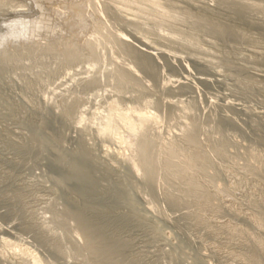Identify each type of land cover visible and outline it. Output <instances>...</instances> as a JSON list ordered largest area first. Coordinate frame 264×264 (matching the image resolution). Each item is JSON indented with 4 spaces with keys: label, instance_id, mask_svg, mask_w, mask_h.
<instances>
[{
    "label": "rangeland",
    "instance_id": "rangeland-1",
    "mask_svg": "<svg viewBox=\"0 0 264 264\" xmlns=\"http://www.w3.org/2000/svg\"><path fill=\"white\" fill-rule=\"evenodd\" d=\"M157 1L158 12L138 7L137 0H0V264H31L33 256L46 264H95L76 224L63 214L77 198L76 186H58L63 173L55 162L58 153L73 160L81 144L93 151L95 166V184L84 182V194L90 200L100 191L95 202L98 209L105 205L107 233L127 244L115 264H261L255 257L264 256L263 15L257 10L241 17L222 0ZM242 1L264 7V0ZM118 5L137 14V25L124 22L127 11L113 14ZM166 12L180 18L171 20ZM187 12L235 26L245 36L198 33ZM195 33L198 39L190 41ZM116 39L150 55L156 76L139 68ZM146 41L178 58L158 55ZM86 43L92 54H72ZM130 67L140 86L119 78ZM115 110L157 120L129 135L123 121L112 117ZM106 127L113 141L100 137ZM35 134L49 141L48 151ZM141 140L153 145L152 187L118 159L122 150L138 164ZM170 146L174 157L166 155ZM194 156L209 163L204 172L187 168ZM124 184L135 210L113 206L105 194ZM75 245L81 255L74 254Z\"/></svg>",
    "mask_w": 264,
    "mask_h": 264
},
{
    "label": "bare ground",
    "instance_id": "bare-ground-1",
    "mask_svg": "<svg viewBox=\"0 0 264 264\" xmlns=\"http://www.w3.org/2000/svg\"><path fill=\"white\" fill-rule=\"evenodd\" d=\"M138 7H143V8H147L149 7L150 10L154 9L155 12L159 11V8H161V3L160 1L158 2L157 0H137ZM218 1V0H217ZM225 1L227 4V8L231 9V11L233 10V13H237L238 15L245 16V15H249L252 12H255L256 14L259 12L262 13L263 15V22L259 25L258 24V28H261L263 31V35H264V7H256V6H252L250 3L249 5H246L243 3V1L241 2V0H222ZM117 2V1H116ZM245 2V1H244ZM119 3V2H118ZM218 3V2H217ZM249 4V3H248ZM114 5V4H113ZM217 5V4H216ZM224 5V4H223ZM119 6V5H118ZM129 6V5H128ZM133 5H131L132 7ZM259 6H261L259 4ZM263 6V5H262ZM114 7V8H113ZM164 7V6H163ZM220 8V7H218ZM127 9V8H126ZM162 9V8H161ZM164 9V8H163ZM222 9V8H221ZM113 14L117 17L118 14H122V12H126L128 15V17H124V22H127L128 24L131 25H137V21H136V16L131 10H124L122 9V7H116V6H112ZM173 10V9H172ZM216 10V9H215ZM218 10V9H217ZM226 10V9H225ZM256 10V11H255ZM258 10V12H257ZM18 11V10H17ZM131 11V12H128ZM140 12V10H138ZM176 11V10H174ZM16 12V11H15ZM20 12V11H19ZM22 13V12H21ZM138 13V12H136ZM171 12H166L163 13L166 15V17H169V19H179L180 17L178 16V14L172 13ZM196 13V12H195ZM194 13V14H195ZM161 14V12H160ZM191 12H187V17L186 20H190V22L193 23V29H195L198 33L201 31H207V32H212L214 33L217 37H219L220 39H226L228 37H232L236 40V38H242L245 36V34H243L244 32H242L240 29H235L232 26L227 25L226 23H221L219 24V22H217L215 19H212V17H209L208 15H204V14H197L194 15ZM206 14V13H205ZM211 14V13H210ZM218 14V13H217ZM221 14V13H220ZM236 14V15H237ZM253 14V13H252ZM140 15V14H139ZM145 15V14H144ZM212 15V14H211ZM223 15V14H222ZM235 15V16H236ZM237 15V16H238ZM261 15V14H259ZM135 16V18H134ZM231 16V15H230ZM233 16V15H232ZM183 17V16H182ZM240 17V16H238ZM249 17V16H248ZM262 17V16H261ZM139 18V16H138ZM144 18V17H143ZM236 18V17H235ZM251 18V17H250ZM142 19V18H141ZM182 19V18H181ZM180 19V20H181ZM249 19V18H248ZM144 20V19H143ZM148 20V19H147ZM261 20V19H260ZM163 21V20H160ZM182 21V20H181ZM253 21V20H252ZM149 22V21H148ZM147 22V23H148ZM257 22V21H256ZM153 24H155L156 22L153 21ZM159 23V21H158ZM164 23V22H162ZM248 23V22H247ZM251 23V22H250ZM226 24V25H224ZM173 25V24H172ZM186 25V24H185ZM252 25V24H251ZM158 26V25H157ZM160 26V25H159ZM237 26V25H236ZM256 26V24H255ZM240 28V27H239ZM254 28V27H253ZM243 29V28H242ZM136 30V29H135ZM261 31V30H260ZM259 31V32H260ZM177 32V30H176ZM192 32V31H191ZM249 32V31H248ZM257 32V31H256ZM198 33H195L191 36L190 41H196L198 39ZM251 33V32H250ZM208 34V33H207ZM248 35V34H247ZM255 35V34H254ZM175 36V35H174ZM180 36V35H179ZM251 36V35H250ZM178 37V35H177ZM254 37V36H253ZM257 37V36H256ZM247 37H245L246 39ZM233 39V40H234ZM248 39V38H247ZM246 39V40H247ZM258 39V38H256ZM261 39V38H260ZM145 40V39H143ZM178 40V39H177ZM238 40V39H237ZM232 41V40H231ZM255 41V40H254ZM260 41V40H259ZM263 41V40H262ZM89 42V41H88ZM93 42V41H91ZM117 44L119 45L120 49L124 52H126L128 54V56L134 60L135 64L139 67V68H143L144 70H146L150 75L152 76H156L157 71H158V67L157 64H155L153 61L150 60L149 56L142 53H139V51H137V49H129L127 46V43L125 41H118L116 39ZM147 44H149L150 46L153 47V50L158 53V55L162 56V57H167L168 59H176L178 58L176 55H173V53L171 54V52H167L162 48H159L158 46H156L155 44L153 45V43L146 41ZM220 42V41H219ZM244 43V41H242ZM248 42L249 41L248 39ZM261 42V41H260ZM264 42V41H263ZM190 43V42H189ZM188 43V44H189ZM194 43V42H193ZM235 43V41H234ZM239 43V40H238ZM93 44V43H91ZM181 45V43H179ZM242 44V43H241ZM83 45V44H82ZM230 45V43H229ZM246 45V44H245ZM249 45V43L247 44ZM93 46V45H92ZM179 46V45H178ZM177 46V47H178ZM182 46V45H181ZM186 46V45H185ZM228 46V45H227ZM249 46H252L251 43ZM259 46V45H258ZM75 47V46H74ZM81 47V45H80ZM80 47H77L78 50L74 49L72 52V54H76V51L81 50L83 55H87V54H92L94 52V48H92L90 45L86 46L84 45L83 47H81L82 49H79ZM111 47V46H110ZM197 47V46H196ZM226 47V46H225ZM255 47V46H254ZM261 47V46H260ZM190 48V47H189ZM203 48V47H202ZM218 48V46H217ZM216 48V49H217ZM251 48V47H250ZM192 49V48H191ZM234 49V47H233ZM235 50V49H234ZM237 50V48H236ZM232 51V50H231ZM250 51V49H249ZM248 51V52H249ZM229 52V51H228ZM234 52V51H233ZM236 52V51H235ZM259 52V51H258ZM237 53V52H236ZM239 53V52H238ZM250 53H253L250 52ZM7 53L3 54L2 56H5ZM149 54V53H148ZM179 54V53H178ZM212 54V53H211ZM234 54V53H233ZM261 54V53H259ZM258 54V55H259ZM231 55V54H230ZM241 55V54H240ZM249 55V54H247ZM264 55V53H263ZM1 56V57H2ZM88 56V55H87ZM147 56V57H146ZM236 56V55H235ZM242 56V55H241ZM251 56V55H250ZM260 56V55H259ZM209 57V56H208ZM237 57V56H236ZM235 57V58H236ZM239 57V55H238ZM237 57V58H238ZM243 57V56H242ZM252 57V56H251ZM250 57V58H251ZM234 58V59H235ZM247 58H249L247 56ZM254 58V57H253ZM81 59V58H80ZM212 59V58H211ZM244 59V58H243ZM255 59V58H254ZM264 59V58H263ZM76 60V59H75ZM125 60V59H124ZM252 60V59H250ZM71 61V59H70ZM247 61V60H246ZM244 61V62H246ZM256 61V60H255ZM254 62V60H253ZM4 62L3 60L0 59V70L3 66ZM240 66V64H239ZM244 66V64H243ZM248 66V65H247ZM86 67V66H85ZM251 67V66H250ZM93 68V67H92ZM233 68V67H232ZM83 69V68H82ZM90 69V68H89ZM255 69V68H254ZM86 70V68H85ZM231 70V69H230ZM233 70V69H232ZM257 70V69H256ZM77 72V70H75ZM79 71V70H78ZM89 71V70H88ZM87 71V72H88ZM132 71L133 68H127L125 70L120 71L119 74V78L125 80L126 82L129 83V85H133L134 86H140V83L136 80V78L132 75ZM258 71V70H257ZM90 72V71H89ZM75 73V72H74ZM252 73V72H251ZM255 73V72H254ZM262 73V72H261ZM73 74V73H72ZM76 74V73H75ZM81 74V72H80ZM85 74V73H84ZM263 74V73H262ZM112 75V73H111ZM110 75V76H111ZM109 77V76H108ZM261 77V76H260ZM259 77V78H260ZM110 78V77H109ZM68 79V78H67ZM111 79V78H110ZM66 81V80H65ZM64 81V82H65ZM238 82V80H236ZM177 82V80H171L172 84H175ZM245 84V83H244ZM239 85V84H238ZM60 86V85H59ZM64 86V83H63ZM242 86V85H241ZM66 87V86H65ZM232 87V86H231ZM246 87V86H245ZM195 88V87H194ZM248 88V87H247ZM250 88V87H249ZM63 89V88H61ZM143 89V88H142ZM236 89V88H235ZM239 89V88H238ZM242 90V89H241ZM57 91V90H56ZM238 91V90H237ZM242 92V91H241ZM55 93V91H54ZM238 93V92H237ZM236 93V94H237ZM248 94V93H247ZM246 94V95H247ZM201 100V99H200ZM2 102V100H1ZM202 105V104H201ZM197 106V104H196ZM205 106V105H204ZM151 115V114H149ZM148 113L147 115L141 112H137V113H121L118 110H115L114 113H112V117L114 116V118L119 119L121 121H123V123L125 124V126L128 128H126V130L129 131V135L130 133L136 134L139 131H142L143 129L145 130L146 126L149 125V123L153 121V119L157 120V118H154L151 116H149ZM170 115V114H169ZM154 120V121H155ZM159 121V120H158ZM228 121V120H227ZM158 123V122H155ZM221 123V122H220ZM156 125V124H154ZM239 126V125H238ZM150 127V125H149ZM226 128V127H225ZM231 128V127H230ZM155 129V127L153 128ZM233 129V128H232ZM153 131V130H152ZM151 131V132H152ZM127 132V131H126ZM143 132V131H142ZM100 133V132H99ZM148 133V132H147ZM139 134V133H138ZM150 134V133H149ZM100 137L102 138H108V141H113L114 139L112 138V131L111 128L106 127L103 128L101 130L100 133ZM134 136V135H133ZM204 136V135H203ZM132 137V134H131ZM136 137V136H135ZM139 137V135H138ZM156 137V135H155ZM35 138L38 139V141L41 144L42 150L43 151H48V149L50 148V144L49 141H46L44 139H41L39 137L38 134H35ZM117 138V137H115ZM140 138V137H139ZM122 139V137L120 138ZM134 139V137L132 138ZM138 139V138H137ZM156 139V138H155ZM191 140H193V137H190ZM258 139V138H257ZM255 140V139H254ZM123 141V139H122ZM157 141V140H156ZM228 141V140H227ZM257 141V140H256ZM116 142V141H115ZM118 142H119V138H118ZM124 142V141H123ZM122 142V143H123ZM126 142V141H125ZM129 142V141H128ZM255 142V141H254ZM111 143V142H109ZM131 143V141H130ZM172 143V142H171ZM118 144V143H117ZM121 144V142L119 143ZM118 144V145H119ZM135 144V141L133 143V146ZM159 144V143H158ZM164 144V143H163ZM169 144V143H168ZM227 144V143H226ZM109 145V144H108ZM171 145V144H170ZM122 146V145H121ZM125 146V145H123ZM123 146L121 148H123ZM129 146V143H128ZM132 146V145H131ZM152 142L149 140H141V143L139 145V149H136V152L138 151V164L135 162L137 161V159L134 161L130 159V157L126 156V152H123L122 150L118 153L120 157H118V159L121 160V162L123 161L129 168L130 172L132 174H134L135 176H140L143 180V182L145 183V185H148L150 187H152L154 185L155 182V177H156V163L152 158ZM256 146V145H255ZM112 149V146H110ZM108 147V148H110ZM166 147V146H165ZM120 148V147H118ZM128 148V147H127ZM133 148V147H132ZM130 150H133V149ZM254 148V147H253ZM102 149V148H101ZM255 149V148H254ZM110 150V149H109ZM108 150V151H109ZM113 150V149H112ZM115 150V149H114ZM124 150V148H123ZM130 150L128 151V154H130ZM135 150V149H134ZM189 150V149H188ZM220 150V149H219ZM252 150V149H251ZM102 151V150H101ZM187 151V150H186ZM257 152V150H255ZM93 152V151H92ZM92 152L90 151V149L88 147H86L84 144H81V146L78 148V150L75 152L74 155V159L73 160H68L64 155H62L61 153H58L57 157H56V165L60 166L62 168V177L60 182H58V186H62L63 184H66L68 182H73L74 186H76L74 195L77 197L76 199H78V201L75 199L72 201L73 205L70 207H67L64 211L63 214L64 216L68 219V220H72L75 224H76V229L77 232L79 234V236L84 240L85 245L87 247V252H88V256L90 257V259H92L94 261L95 264H115L116 262L118 263V260L120 259V257H122L124 255V252L126 250L127 244L117 240L116 237L112 236L110 233L108 232V228L109 226V222L106 220V218L104 217V209H105V205L104 203H100V209L96 208V200L100 199V198H96V196L100 193V191H98V189H96L93 198L90 200H87V197L84 194V182H93L95 184V166H94V159L92 156ZM130 152V153H129ZM134 152V151H133ZM135 152V153H136ZM203 152V151H202ZM223 152V151H221ZM251 152V151H250ZM254 153V152H253ZM40 154V153H39ZM46 154V153H45ZM134 154V153H133ZM137 154V153H136ZM177 152L175 150L174 147L170 146L167 151H166V155L169 157H174L176 156ZM47 155V154H46ZM101 156V155H100ZM196 156V155H195ZM192 157L191 160L187 163V168L189 167L191 168H199L201 171H205L207 169V167L209 166V163H207V161H203L202 159H197V157ZM46 157V156H45ZM44 157V158H45ZM128 157V158H126ZM134 157V156H133ZM136 157V156H135ZM257 157V154H256ZM43 158V159H44ZM106 158V157H104ZM116 158V157H115ZM161 158V157H160ZM216 158V157H215ZM46 159V158H45ZM117 159V160H118ZM163 159V157H162ZM189 160V159H187ZM115 161V160H114ZM162 161V160H161ZM186 161V160H185ZM216 162V161H215ZM115 163V162H114ZM162 163V162H161ZM115 166V165H114ZM124 166V165H123ZM164 166V165H162ZM165 167V166H164ZM97 168V167H96ZM124 168V167H121ZM165 169V168H164ZM125 170V169H124ZM166 170V169H165ZM172 170V169H171ZM170 170V171H171ZM168 171V170H167ZM123 172V171H122ZM105 173V171H104ZM117 173V172H116ZM128 173V172H127ZM172 173V172H171ZM115 174V173H114ZM113 174V175H114ZM120 174V173H119ZM124 177L125 174H124ZM132 177V176H130ZM176 177V176H175ZM173 177V178H175ZM180 177V175H179ZM123 178V177H122ZM130 179V178H129ZM134 179V176H133ZM123 180V179H121ZM140 180V178H139ZM124 181V180H123ZM133 181V180H132ZM135 181V180H134ZM141 181V180H140ZM110 182V181H109ZM122 182V181H121ZM129 182V180H128ZM138 182V181H137ZM92 183V184H93ZM126 183V182H125ZM136 183V181H135ZM97 184V182H96ZM100 185V184H99ZM112 185V184H111ZM128 185V183H127ZM136 186V185H135ZM99 187V186H98ZM109 187V186H108ZM64 188V186H63ZM116 188V187H115ZM192 190H195L197 192H200V187L198 184H192L191 186ZM140 189V188H139ZM138 189V190H139ZM184 189V188H183ZM117 190V191H116ZM116 190H111L109 192H107L108 190H106L105 194H109L111 195V198L113 199L114 203L113 206H118L121 203L126 204V206L132 208L133 210H135V204L133 203L132 198L130 197V195L127 194L128 189L126 188V185L124 184V186L122 187H118ZM143 190V189H142ZM144 191V190H143ZM59 193V192H58ZM146 193V192H145ZM152 196V195H150ZM154 197V196H153ZM83 198L84 203L80 204L79 203V199ZM153 199V198H152ZM155 199V198H154ZM153 199V200H154ZM161 199V198H160ZM45 200V199H44ZM76 200V201H75ZM157 200V198L155 199ZM90 201H94V202H90ZM170 204L172 207H177L178 203L177 201H174L173 199H169ZM99 204V203H98ZM112 204V203H111ZM155 204V203H154ZM156 205V204H155ZM160 205V204H159ZM122 207V206H121ZM55 208V207H54ZM158 208V207H157ZM162 209V208H161ZM157 210V209H156ZM159 211V210H158ZM163 211V210H162ZM161 212V211H160ZM60 213V212H59ZM93 213L95 216L93 217V219L89 218V214ZM181 213V212H180ZM159 214V213H158ZM58 215V214H57ZM56 215V216H57ZM149 215V214H148ZM162 215V214H161ZM175 215V214H174ZM145 216V215H144ZM154 216V215H152ZM46 217V216H45ZM150 217V216H148ZM58 218V217H57ZM152 218V217H151ZM155 218V217H154ZM180 219V218H179ZM61 220V219H60ZM63 220V219H62ZM185 220V219H184ZM46 222V221H45ZM62 222V221H61ZM144 222V221H143ZM44 223V222H43ZM43 226V225H42ZM48 227V226H47ZM154 228V227H153ZM157 229V228H156ZM47 230V229H46ZM160 231V230H158ZM237 231V230H236ZM161 235V234H160ZM163 235V234H162ZM169 237V236H168ZM173 238V237H172ZM77 242V241H75ZM165 242V241H164ZM78 243V242H77ZM181 243V242H180ZM79 244V243H78ZM20 245V244H19ZM182 245V244H181ZM81 246V245H80ZM56 248V249H55ZM55 250L57 253L61 252V249L59 248V246H55ZM18 251V250H17ZM22 252V251H21ZM21 252L19 251V253L21 254ZM73 252L76 255H81L82 251L80 250V248L75 245L73 246ZM12 253V252H11ZM25 253V251H24ZM173 254V253H172ZM30 254H28L29 256ZM30 257V256H29ZM201 257V256H200ZM199 257V258H200ZM27 258V257H26ZM196 258V257H195ZM198 258V257H197ZM258 261V263L260 262L261 264H264V256H260V255H256L255 257ZM19 259V258H18ZM29 259V258H28ZM33 260L31 264H46L44 261L41 260V258L37 257V256H33L32 257ZM203 259V258H202ZM16 260V259H15ZM128 261V260H127ZM20 263V262H19ZM128 264V263H126ZM131 264V263H130ZM198 264V263H197Z\"/></svg>",
    "mask_w": 264,
    "mask_h": 264
}]
</instances>
